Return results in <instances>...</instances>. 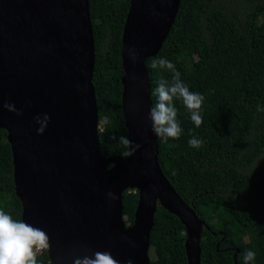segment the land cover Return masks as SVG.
Returning a JSON list of instances; mask_svg holds the SVG:
<instances>
[{
	"label": "water",
	"instance_id": "95a60500",
	"mask_svg": "<svg viewBox=\"0 0 264 264\" xmlns=\"http://www.w3.org/2000/svg\"><path fill=\"white\" fill-rule=\"evenodd\" d=\"M181 3L130 0L122 38V111L128 138L141 147L107 159L93 83L90 0H0V130L7 131L12 148L22 220L50 237L51 264H73L95 251L111 252L119 264H152L159 204L186 228L188 264H201L205 222L165 176L148 119L153 101L147 61L160 53ZM129 48L139 53L135 63ZM8 103L21 115L3 108ZM45 114L50 122L40 135L35 121ZM127 190L139 192L130 227Z\"/></svg>",
	"mask_w": 264,
	"mask_h": 264
},
{
	"label": "trees",
	"instance_id": "16d2710c",
	"mask_svg": "<svg viewBox=\"0 0 264 264\" xmlns=\"http://www.w3.org/2000/svg\"><path fill=\"white\" fill-rule=\"evenodd\" d=\"M236 18L228 0H182L176 22L160 53L147 61L151 90L162 78L154 58L175 64L190 91L205 97L199 128L179 103L183 132L178 140L159 142L161 168L180 197L205 222L201 264H243L246 250L253 264H264V0ZM130 0H90L94 29L96 90L105 158L129 152L119 143L128 137L122 111V38ZM153 103L155 97L152 96ZM203 141L192 148V136ZM115 137V139H114ZM127 227L133 225L137 190L123 194ZM0 210L22 220L16 195L12 148L0 130ZM186 228L158 205L151 234L152 264H188ZM38 264H51L49 253Z\"/></svg>",
	"mask_w": 264,
	"mask_h": 264
},
{
	"label": "clouds",
	"instance_id": "9594fccd",
	"mask_svg": "<svg viewBox=\"0 0 264 264\" xmlns=\"http://www.w3.org/2000/svg\"><path fill=\"white\" fill-rule=\"evenodd\" d=\"M127 54L133 63L138 61L139 53L135 48H129ZM151 68L164 71L170 76L160 79L158 86L150 93L155 97V102L148 112L152 131L161 141L178 140L183 129L178 120L180 109L177 103L187 111L196 128H199L203 123L202 108L205 97L189 90L181 78V72L170 60L163 57L154 58ZM3 108L18 116L21 115L14 104H4ZM258 111L264 109L258 108ZM35 122L39 125L38 134L42 135L50 122V117L45 114L42 118L36 117ZM119 143L132 148V152H124L123 155L126 157L134 154V151L141 147L125 136L119 137ZM188 144L192 148L199 149L203 146V141L193 135L188 140ZM109 196L114 198L112 193H109ZM50 247V237L43 229L24 220L15 219L11 214L0 210V264H38V255L48 252ZM242 257L243 264H253L256 253L246 250ZM73 264H119V262L109 251H95L91 255L75 257ZM128 264H131V261Z\"/></svg>",
	"mask_w": 264,
	"mask_h": 264
},
{
	"label": "rangeland",
	"instance_id": "374dc122",
	"mask_svg": "<svg viewBox=\"0 0 264 264\" xmlns=\"http://www.w3.org/2000/svg\"><path fill=\"white\" fill-rule=\"evenodd\" d=\"M228 5L232 7V12L238 19L241 17H246L248 9L252 7L251 4L244 0H228ZM99 127H101V122ZM151 251H153V249Z\"/></svg>",
	"mask_w": 264,
	"mask_h": 264
}]
</instances>
